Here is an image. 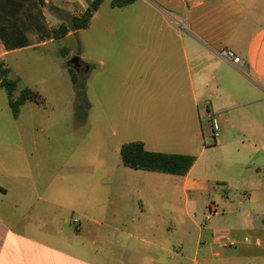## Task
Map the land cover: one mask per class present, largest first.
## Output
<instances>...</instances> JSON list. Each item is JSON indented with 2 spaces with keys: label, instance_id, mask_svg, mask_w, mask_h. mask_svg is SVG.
Here are the masks:
<instances>
[{
  "label": "crops",
  "instance_id": "crops-1",
  "mask_svg": "<svg viewBox=\"0 0 264 264\" xmlns=\"http://www.w3.org/2000/svg\"><path fill=\"white\" fill-rule=\"evenodd\" d=\"M91 1L0 0V60L40 100L38 88L62 86L47 74L70 79L74 53L62 41L92 24V58L73 70L91 77L95 98L122 78L116 104L135 108L121 106L114 120L140 128L124 143L194 161L183 175L126 167L125 178L49 179L41 191L30 179L14 204L25 209L0 216V264H264V176L238 160L235 144L249 140V158L264 164V0H100L86 27H69L66 18ZM117 11L134 26L131 39L114 34ZM59 25L67 31L55 37ZM117 40L123 48L111 45ZM223 49L240 58V70ZM37 75L40 87L31 84ZM210 114L223 136L213 143L231 159L199 164ZM18 115L0 86V148L20 136ZM209 202L220 212L206 218Z\"/></svg>",
  "mask_w": 264,
  "mask_h": 264
},
{
  "label": "rangeland",
  "instance_id": "rangeland-1",
  "mask_svg": "<svg viewBox=\"0 0 264 264\" xmlns=\"http://www.w3.org/2000/svg\"><path fill=\"white\" fill-rule=\"evenodd\" d=\"M121 16L117 11L113 17L114 34L119 36L126 33L131 39L134 26L123 25ZM66 23L71 27L68 17ZM181 33L185 34L186 30L181 29ZM92 36L93 26L90 24L62 41V44L73 50V56L90 61ZM123 44L119 40L111 41V45L118 49L123 48ZM134 47V41L126 42V48ZM47 75L52 80L51 83L62 81L61 90L57 91L59 87L51 89L50 85L38 88L40 100H27L19 108L17 124L20 136L9 138L8 145L0 148V216L4 221L13 209H25L14 208V204L19 193L28 192L30 179L36 180V188L41 191L42 184L49 179L83 177L102 183L101 181L106 182L111 177L129 176V169L120 161L118 145L137 137L140 128L132 127L131 122L124 117L119 121L114 120L116 112L122 106L116 104V96L123 91L122 78L112 81L114 86L110 90L98 88V97L95 98L91 77L82 79L83 76L79 74L81 78L78 82L83 88L74 95V87L67 75L61 74L57 79L51 73ZM63 81L67 83L66 86ZM31 84L40 87L38 75ZM112 92H115V97ZM107 102H110L109 108ZM127 102L128 100L122 108L130 105ZM129 108L134 110L135 106L132 104ZM221 130L220 127L218 140L223 137ZM204 141L206 149L200 154L199 164L207 160L220 162L222 157L227 161L231 159L219 144L213 143L207 130L204 132ZM227 141L229 144L233 143H230L229 138ZM235 144L240 150L238 160L256 164L254 170L264 176L262 161L249 158L247 153V148L253 143L240 138ZM96 188V195L108 194L105 188Z\"/></svg>",
  "mask_w": 264,
  "mask_h": 264
},
{
  "label": "trees",
  "instance_id": "trees-1",
  "mask_svg": "<svg viewBox=\"0 0 264 264\" xmlns=\"http://www.w3.org/2000/svg\"><path fill=\"white\" fill-rule=\"evenodd\" d=\"M133 0H112L111 4L121 6ZM100 0H92L87 9L80 16H71L70 22L73 29L86 27L91 13L95 10ZM67 31V27L59 25L53 29V35L59 37ZM70 79L77 91L82 90L79 78L73 68H68ZM0 86L7 94L8 105L13 117H16L20 106L27 100L37 101L38 95L26 86H23L19 77L0 60ZM121 162L125 167L143 169L175 175L185 174L194 161V157L188 154H175L148 151L139 140L123 143L119 149Z\"/></svg>",
  "mask_w": 264,
  "mask_h": 264
},
{
  "label": "built area",
  "instance_id": "built-area-1",
  "mask_svg": "<svg viewBox=\"0 0 264 264\" xmlns=\"http://www.w3.org/2000/svg\"><path fill=\"white\" fill-rule=\"evenodd\" d=\"M219 54L224 57L225 59L229 60V62L237 69H241L242 67V61L238 56L233 54L232 51L223 49L219 51ZM208 125L211 132V138L216 142V140L219 137V122L215 115H208ZM220 210L217 208V206L213 202H209L206 209L205 217L209 218L215 215H218ZM75 222L76 220L73 219Z\"/></svg>",
  "mask_w": 264,
  "mask_h": 264
},
{
  "label": "water",
  "instance_id": "water-1",
  "mask_svg": "<svg viewBox=\"0 0 264 264\" xmlns=\"http://www.w3.org/2000/svg\"><path fill=\"white\" fill-rule=\"evenodd\" d=\"M77 65H78V57L73 56L70 60V67L75 69Z\"/></svg>",
  "mask_w": 264,
  "mask_h": 264
}]
</instances>
